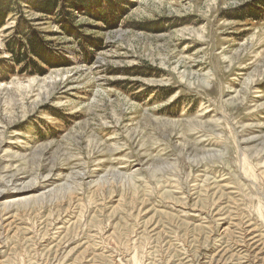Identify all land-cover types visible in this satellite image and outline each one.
<instances>
[{
    "label": "rangeland",
    "instance_id": "1",
    "mask_svg": "<svg viewBox=\"0 0 264 264\" xmlns=\"http://www.w3.org/2000/svg\"><path fill=\"white\" fill-rule=\"evenodd\" d=\"M66 1L0 28V264H264V0Z\"/></svg>",
    "mask_w": 264,
    "mask_h": 264
},
{
    "label": "trees",
    "instance_id": "2",
    "mask_svg": "<svg viewBox=\"0 0 264 264\" xmlns=\"http://www.w3.org/2000/svg\"><path fill=\"white\" fill-rule=\"evenodd\" d=\"M117 1L118 3L114 0H67L66 5L69 6V9L73 13L84 11L90 14L94 19H101L103 22L108 23V20H112L110 17H115L118 13L117 4H119V0ZM15 3L16 2H14V0H0V28L5 25V19L7 18V15L13 11ZM59 3V0H35L33 4L37 6L36 9L44 15H51V13H55L56 10L59 9ZM103 3L109 4L108 11L103 9ZM23 29L24 32L22 35H24L27 28L24 27ZM26 38L28 40L27 45H25L22 49L19 41L18 43L13 41L10 44L9 52L13 54L12 61H14V64L10 65V67L13 71L16 65L21 66L22 64L27 65L28 69L33 68L31 67L33 65L29 62V58H27L25 49H27V52L31 53L34 57H39L48 66L59 65L57 62L59 58L55 55H51L49 52L42 54L45 53V50H43L42 43L36 36L32 38L31 35L27 33ZM38 48L43 50L42 53L38 51ZM160 96L161 99H164L167 96V91H163L162 94L160 93Z\"/></svg>",
    "mask_w": 264,
    "mask_h": 264
},
{
    "label": "bare ground",
    "instance_id": "3",
    "mask_svg": "<svg viewBox=\"0 0 264 264\" xmlns=\"http://www.w3.org/2000/svg\"><path fill=\"white\" fill-rule=\"evenodd\" d=\"M0 195H1V192H0Z\"/></svg>",
    "mask_w": 264,
    "mask_h": 264
}]
</instances>
